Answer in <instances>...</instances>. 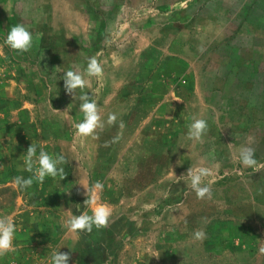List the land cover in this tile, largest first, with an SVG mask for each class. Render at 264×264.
<instances>
[{
    "label": "rangeland",
    "instance_id": "1",
    "mask_svg": "<svg viewBox=\"0 0 264 264\" xmlns=\"http://www.w3.org/2000/svg\"><path fill=\"white\" fill-rule=\"evenodd\" d=\"M0 264H264V0H0Z\"/></svg>",
    "mask_w": 264,
    "mask_h": 264
}]
</instances>
